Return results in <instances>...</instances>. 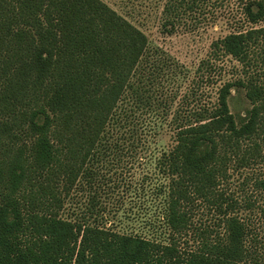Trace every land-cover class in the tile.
I'll use <instances>...</instances> for the list:
<instances>
[{
  "label": "trees",
  "instance_id": "trees-1",
  "mask_svg": "<svg viewBox=\"0 0 264 264\" xmlns=\"http://www.w3.org/2000/svg\"><path fill=\"white\" fill-rule=\"evenodd\" d=\"M206 2L168 0L166 27ZM237 12L236 29L211 48L239 65L213 106L176 118V142L159 161L169 176L165 243L91 222L95 197L81 217L61 213L79 182L93 185L102 155L120 147L108 138L127 121L124 97L145 100L135 76L147 34L104 0H0V264H264L242 201L219 189L232 161L264 157V26H255L264 0H240ZM234 88L251 103L244 116L231 110ZM202 202L223 230L203 229L186 251L177 236Z\"/></svg>",
  "mask_w": 264,
  "mask_h": 264
},
{
  "label": "rangeland",
  "instance_id": "rangeland-1",
  "mask_svg": "<svg viewBox=\"0 0 264 264\" xmlns=\"http://www.w3.org/2000/svg\"><path fill=\"white\" fill-rule=\"evenodd\" d=\"M104 1L149 38L145 65L135 76L138 85L143 82L145 100L139 103L131 93L124 97L120 109H124L122 115L127 121L108 138L120 147L102 155L95 166L98 176L93 185L79 182L61 213L64 217H81L95 197L97 209L89 216L91 222L167 243L171 240L164 218L169 176L160 170L159 161L176 142V118L185 121L194 109L213 106L219 89L239 65L230 56L214 53L211 44L236 29L230 19L239 15L240 0H207L195 13H187L176 22L175 29L165 25L168 0ZM255 26H264V20ZM230 106L237 116H244L251 103L243 90L234 88ZM262 180L264 157L247 167L232 161L219 189L242 201L240 215L264 243ZM248 201L253 204L250 209ZM219 218L217 210L207 203L196 205L193 225L188 233L177 236L178 246L186 251L197 248V236L208 227L214 234L221 232Z\"/></svg>",
  "mask_w": 264,
  "mask_h": 264
}]
</instances>
